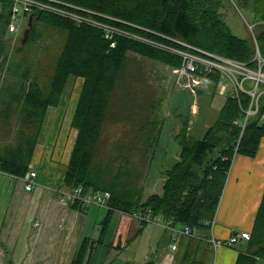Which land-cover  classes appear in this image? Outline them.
Wrapping results in <instances>:
<instances>
[{
    "label": "trees",
    "instance_id": "obj_1",
    "mask_svg": "<svg viewBox=\"0 0 264 264\" xmlns=\"http://www.w3.org/2000/svg\"><path fill=\"white\" fill-rule=\"evenodd\" d=\"M62 1L110 16L112 18L100 15L96 17L129 33L156 40H167L163 39L161 34L180 37L214 53L255 64L252 61L255 54L253 40L235 34L222 13L212 9L211 0ZM246 1L255 12V34L264 56V0ZM1 3L3 10L0 19L5 21L4 30L7 32L11 7L7 1ZM37 19H43L45 24L65 31L67 37L57 58L55 71L50 77V82L48 81L49 86L42 84L43 76L37 77V72L31 80L21 77L22 80L29 81L27 84L21 81L14 93L10 91V85L6 86L0 80V170L17 177L26 175L31 169V160L47 109L58 105L71 80L83 77L84 85L72 119L77 136L65 169L62 187L73 189L82 185L85 192L108 190L111 192V208H107L105 216L99 221L98 227H95V232L90 234L89 221L71 264H92L94 244L104 241L115 211L133 213L142 207H150L154 213L162 214L176 224L190 225L198 235L180 238L182 245L175 255L174 264H200L203 260H200L198 254L203 250L204 243L210 244L209 233L233 158L236 154L252 157L257 155L264 137V120L261 121L258 116L251 117L240 139L245 115L243 101L240 103L226 96L216 120L197 137L187 133L190 110L186 105L185 113L181 117L180 131L176 135L181 148L180 156L178 159H172L171 166L164 172V192L151 194L143 201L136 182L138 177H133L128 171L133 169L127 165L131 164V161L134 162V159L128 158L126 150H136L145 124H142L141 120L139 125L132 122L133 129L137 125L139 133L134 132V135L129 137L131 143L128 147L121 144V139L114 147L119 151L118 156L124 155V158L129 160L127 165L115 167L118 161L113 158L107 161L106 153L112 151V148L109 147V141L106 146L104 139L109 125L120 121L124 123L126 119L134 118L131 114H135V108L130 109V104L125 100H135L136 83L145 72L143 68L133 65L135 61L132 53L171 66H179L181 58L128 35H118L115 40L106 39L99 27L77 24L69 18L48 12L34 14L28 41L34 34ZM24 39L25 36L22 40ZM112 41H117L115 47L110 45ZM3 54L0 57V78L4 67L11 68L7 63L10 56L7 52ZM31 72L30 68L21 73ZM208 77L212 79L216 90L218 76ZM183 92L178 94L184 97ZM14 116L19 120L17 139L3 142L2 137L8 135L7 126L12 123ZM154 122L157 124V120L154 119ZM2 126L5 128L1 131ZM33 126L36 128H32ZM147 148L145 153L139 148L140 164L150 158V142ZM70 205L83 209L78 202ZM203 235L208 242L203 241ZM236 244L240 251L235 264H256L259 258L264 259V194L251 237L240 239ZM154 255L130 264H156ZM7 256L8 264H14L10 251Z\"/></svg>",
    "mask_w": 264,
    "mask_h": 264
},
{
    "label": "crops",
    "instance_id": "obj_2",
    "mask_svg": "<svg viewBox=\"0 0 264 264\" xmlns=\"http://www.w3.org/2000/svg\"><path fill=\"white\" fill-rule=\"evenodd\" d=\"M2 10L0 3V15ZM69 100L68 95L64 94L58 105L48 108L46 115L50 133L59 130V123L63 119L65 121ZM52 117L55 120L50 125ZM75 130L77 132L75 128L71 131ZM158 130H161L160 126ZM174 138L176 136L158 142L162 147L161 165L180 156V147V151L176 150V146L171 151L172 144H175ZM66 143V138H60L57 149L62 150ZM44 152L39 158L36 148L32 157L30 167L37 170L38 176L31 190L25 188L21 177L0 170V264H8V251L11 252L14 264H71L89 221L98 224V220L106 214L107 208L97 205L83 210L61 203L58 190L62 187L69 159L65 161L62 158L64 153L55 159L51 158L49 150ZM162 169H165L164 166ZM165 180L162 175L146 180L142 187L139 186L142 200L145 201L154 193L163 194ZM263 194L264 137L256 156L235 155L211 235L227 239L243 230L252 231ZM133 245L134 252H129V247ZM181 245L179 242L178 249L173 250L169 235L160 224H141L130 213L115 211L104 241L94 244L92 264H112L114 249L118 250L114 256L115 261L119 260L118 264L143 261L152 254H155L156 264H174ZM237 246H222L214 254V247L205 244L198 254L200 260H203L200 264H235L240 251ZM139 248L142 249L141 254ZM256 264H264V259L259 258Z\"/></svg>",
    "mask_w": 264,
    "mask_h": 264
},
{
    "label": "rangeland",
    "instance_id": "obj_3",
    "mask_svg": "<svg viewBox=\"0 0 264 264\" xmlns=\"http://www.w3.org/2000/svg\"><path fill=\"white\" fill-rule=\"evenodd\" d=\"M214 1L220 6L223 17L231 27L232 31L241 37L251 38L253 40V34L251 33L249 26L255 24V34L257 30V21L254 10L249 4H247L246 0ZM5 27V21L0 19V48L2 49V51H0V57L4 55V52H7L10 56V59L7 63L11 66V68H8V66L4 67L2 76L0 78L1 82H3L6 86L10 85L9 89L14 93L16 90H18V86H20L22 83L21 81L27 84L29 80L35 77L37 72V77L39 75L43 76L42 84L49 86L48 81L50 82V77L55 71L56 61L59 54L63 50L67 33L45 24L43 19H37L32 38L29 41L26 40L24 42L22 40L24 33L20 34L19 36H15L14 34L9 33L8 30L5 32ZM158 49L162 50L161 48ZM132 57L135 61V63L133 62V65L135 64L137 67L143 68L145 72V75L143 74L136 83L135 100H125L126 103L130 104V109L131 107L135 108V114H131V116L134 118H132L133 120L131 118L127 120L125 118L126 120L124 123L120 121L117 124L113 123L109 125L107 129V136L106 139H104V142L106 143V146L108 141L110 142L109 147L112 148V151H108L105 157H108L107 161L112 158L118 161L116 162L115 167H118L122 164L127 165V161L129 160H126L124 155L118 156L119 151H117L114 147L120 141V139L121 144L128 147L129 143H131L129 137L133 136L134 132L139 133L137 131V125H135L136 128L133 129L134 125L132 122H135L139 125L138 122L141 120L142 124H145L143 127L145 130L141 132L142 138L140 142L136 144L138 145L135 148L136 150L132 151L131 149H127L126 155L128 158L132 157L134 159V162L131 161L132 166L131 164L127 165L128 167L133 168L128 170L133 175L129 173L127 174L132 175L133 177L137 176V185L142 187L143 184L146 183V180H152L162 175L166 178L164 172L171 166V162L168 164H160V151H162V147L161 144H158V142L160 139L169 140L171 137H174L179 133L182 125L181 117L182 114L185 113L184 107L186 108V105H188V109L190 110L187 133L199 137L218 117L220 108L225 102L226 95L221 94L218 89L215 90L213 81L210 78H207L204 81L208 82V87L199 89L197 97L199 112L198 114H194L192 110L194 97L190 94V92H186L188 90L184 91L175 88L173 82V73L170 67L171 65L165 64L162 61H158L156 59L144 57L134 52L132 53ZM30 68L32 69L31 73H21ZM21 77L29 80L24 81L21 79ZM83 85V77H78L69 82V85L64 92V94L68 95L70 99L67 103V115L65 116V121L63 119L62 122L59 123V130H54L53 134L48 130L49 119L45 114L36 146V148H38L37 157L40 158L41 155L45 153V150H49L51 152V158L57 159V156L59 158L60 155L64 153L62 158L64 157L63 159L65 161L70 159L71 150L77 136L76 130L75 132L71 131L74 129L72 126V119L79 101L78 98H80L82 92ZM180 92H183L185 96L181 97L180 94H178ZM154 119L157 120V124L154 122ZM54 120L55 118H53L50 125L53 124ZM18 126L19 120L17 116H14L12 123L7 126L9 131L8 135L2 137L4 140L3 142H11L17 139L16 131ZM159 126L161 127L160 131L158 130ZM4 128L5 127L2 126L1 131ZM32 128H36V126H33ZM60 138H66L67 143L62 147V150L59 151L57 147ZM149 142L151 143L150 158H146L140 164V149L145 153ZM173 142L175 144H172L171 151H174L175 146L176 150L180 151L181 148L180 150L178 149L180 145L177 141V138H174ZM147 150L149 151L148 148ZM163 166L165 169H162ZM140 187L139 191L141 195L142 190ZM102 211H105V209ZM99 221L100 220H98V224H96L95 221L90 223L88 234L93 232V227H98ZM195 235H198V233ZM204 235L203 241L206 242L207 239L204 237ZM210 236L211 231L209 233V237ZM140 248L138 250L139 254L142 252V249ZM134 249L135 245L129 247L128 251L134 252ZM212 252L214 254L216 253L215 247L213 248ZM116 253H118V250L114 249L111 259L112 264L119 263V260H114Z\"/></svg>",
    "mask_w": 264,
    "mask_h": 264
},
{
    "label": "built area",
    "instance_id": "obj_4",
    "mask_svg": "<svg viewBox=\"0 0 264 264\" xmlns=\"http://www.w3.org/2000/svg\"><path fill=\"white\" fill-rule=\"evenodd\" d=\"M2 1H7L10 4L8 32L15 36H19L25 31L31 14L48 12L69 18L77 24H89L99 27L103 30L106 39H113L118 35H128L151 44L154 47L174 52L182 60L179 66H170L173 73L174 86L178 90H188L194 97V103L192 105L194 114H198L199 112V104L197 101L199 89L208 87V82L204 80L209 78V75H217L216 83L218 91L221 94L238 100L240 103L243 101L245 115L242 120L240 139L243 136L246 123L251 117L258 116L261 121L264 120V56L261 54L259 42L256 34H254L255 24L249 26L253 34L255 48V54L252 60L255 64L251 65V62L248 63L218 53L209 52L186 42L180 37L161 34L160 36L167 40H156L147 36L129 33L96 16L100 15L105 18L112 17L70 2H64L62 0H0V3ZM169 40L174 41V43ZM116 44L117 41L110 43L112 47H115ZM179 44H182L185 49H179ZM37 176V170L30 169L25 176L21 177L25 182V188L27 190H31L35 186ZM58 192L61 203L70 204L78 202L83 208H89L93 205L111 208L109 204L111 192L108 190L85 192L83 186L78 185L73 189L61 187ZM130 214L141 224H160L168 233L170 246L173 250L178 249L182 236H193L197 234L190 225L176 224L172 219L166 218L162 214L154 213L150 207L139 208ZM214 221L215 219L212 224H214ZM37 224L39 223L37 222ZM250 237L251 231L243 230L232 234L227 239L216 238L212 234L208 238V241L213 247L218 249L222 246L235 245L240 239Z\"/></svg>",
    "mask_w": 264,
    "mask_h": 264
},
{
    "label": "water",
    "instance_id": "obj_5",
    "mask_svg": "<svg viewBox=\"0 0 264 264\" xmlns=\"http://www.w3.org/2000/svg\"><path fill=\"white\" fill-rule=\"evenodd\" d=\"M33 16H34L33 14H31L29 16L28 26H27V28L25 29V32H24V36H25L24 42L28 39L30 30H31V28L33 26Z\"/></svg>",
    "mask_w": 264,
    "mask_h": 264
},
{
    "label": "bare ground",
    "instance_id": "obj_6",
    "mask_svg": "<svg viewBox=\"0 0 264 264\" xmlns=\"http://www.w3.org/2000/svg\"><path fill=\"white\" fill-rule=\"evenodd\" d=\"M116 38H113V39H110V40H115ZM187 42V41H186ZM189 43V42H188ZM194 45V44H193ZM196 46V45H195ZM197 47H199V46H197ZM178 48L179 49H185V47L182 45V44H179V46H178ZM200 48H202V47H200ZM204 49V48H203ZM162 50H164V49H162ZM205 50H207V51H209V52H212V53H214L213 51H210V50H208V49H205ZM164 51H167V52H170V53H173V54H175L174 52H172V51H170V50H164ZM262 54V53H261ZM177 55V54H176ZM183 237V236H182Z\"/></svg>",
    "mask_w": 264,
    "mask_h": 264
},
{
    "label": "flooded vegetation",
    "instance_id": "obj_7",
    "mask_svg": "<svg viewBox=\"0 0 264 264\" xmlns=\"http://www.w3.org/2000/svg\"><path fill=\"white\" fill-rule=\"evenodd\" d=\"M210 2L212 3V4H211V5H212V9H215L216 11L218 10L219 13H220V12L222 13V10L220 9V6H219L218 4H216L214 0H211ZM246 2H247V1H246ZM247 3H248V2H247ZM222 15H223V14H222Z\"/></svg>",
    "mask_w": 264,
    "mask_h": 264
}]
</instances>
